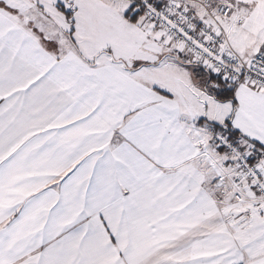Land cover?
<instances>
[{"label":"snow or ice","instance_id":"obj_1","mask_svg":"<svg viewBox=\"0 0 264 264\" xmlns=\"http://www.w3.org/2000/svg\"><path fill=\"white\" fill-rule=\"evenodd\" d=\"M0 264H264V0H0Z\"/></svg>","mask_w":264,"mask_h":264}]
</instances>
